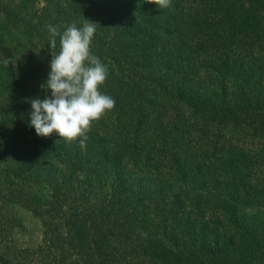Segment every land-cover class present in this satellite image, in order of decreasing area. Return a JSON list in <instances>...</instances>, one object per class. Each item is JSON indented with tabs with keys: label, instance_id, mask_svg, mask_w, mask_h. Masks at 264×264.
Returning a JSON list of instances; mask_svg holds the SVG:
<instances>
[{
	"label": "trees",
	"instance_id": "16d2710c",
	"mask_svg": "<svg viewBox=\"0 0 264 264\" xmlns=\"http://www.w3.org/2000/svg\"><path fill=\"white\" fill-rule=\"evenodd\" d=\"M84 19L115 106L82 146L30 101ZM0 264H264V0H0Z\"/></svg>",
	"mask_w": 264,
	"mask_h": 264
},
{
	"label": "clouds",
	"instance_id": "9594fccd",
	"mask_svg": "<svg viewBox=\"0 0 264 264\" xmlns=\"http://www.w3.org/2000/svg\"><path fill=\"white\" fill-rule=\"evenodd\" d=\"M157 4L166 8L170 0H156ZM84 21L82 28L73 23L62 34L58 27L48 26L53 37L49 46L52 60L48 79L42 87L51 91V97L30 101V125L38 136L48 137L56 132L68 141L83 136L82 146L87 139L84 133L91 123L115 106L112 97L99 91L107 78V67L89 51L97 24ZM56 36L60 37L59 52ZM4 63L10 64V59L6 58Z\"/></svg>",
	"mask_w": 264,
	"mask_h": 264
},
{
	"label": "rangeland",
	"instance_id": "374dc122",
	"mask_svg": "<svg viewBox=\"0 0 264 264\" xmlns=\"http://www.w3.org/2000/svg\"><path fill=\"white\" fill-rule=\"evenodd\" d=\"M11 211L22 223L23 231L20 238L29 244H34L40 237L39 222L31 216L25 207L15 205L11 207Z\"/></svg>",
	"mask_w": 264,
	"mask_h": 264
}]
</instances>
